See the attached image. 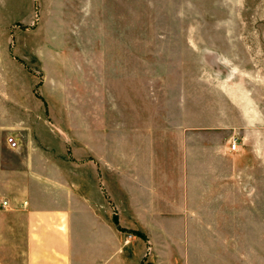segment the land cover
<instances>
[{
  "label": "rangeland",
  "instance_id": "1",
  "mask_svg": "<svg viewBox=\"0 0 264 264\" xmlns=\"http://www.w3.org/2000/svg\"><path fill=\"white\" fill-rule=\"evenodd\" d=\"M0 107L23 125L17 155L75 180L100 187L98 154L144 157L198 123L206 145H238L221 183L264 190V0H0ZM224 214L232 242L203 263L264 264V203Z\"/></svg>",
  "mask_w": 264,
  "mask_h": 264
},
{
  "label": "crops",
  "instance_id": "2",
  "mask_svg": "<svg viewBox=\"0 0 264 264\" xmlns=\"http://www.w3.org/2000/svg\"><path fill=\"white\" fill-rule=\"evenodd\" d=\"M8 112L0 107V264H204L232 242L224 213L264 203L263 189L221 183L233 176L232 147L201 142L198 123L171 124L144 157L98 154L99 187L98 174L75 180L49 156L9 149L23 125Z\"/></svg>",
  "mask_w": 264,
  "mask_h": 264
},
{
  "label": "built area",
  "instance_id": "3",
  "mask_svg": "<svg viewBox=\"0 0 264 264\" xmlns=\"http://www.w3.org/2000/svg\"><path fill=\"white\" fill-rule=\"evenodd\" d=\"M7 143H8V146L11 148V149H17V147H18V143H17V141L13 138V137H9V139L7 140ZM236 143H234L233 145H232V149L233 150H235L236 149ZM2 205L3 206H6L7 205V202L5 201V202H3L2 203Z\"/></svg>",
  "mask_w": 264,
  "mask_h": 264
}]
</instances>
